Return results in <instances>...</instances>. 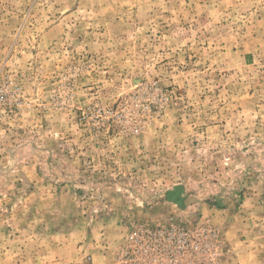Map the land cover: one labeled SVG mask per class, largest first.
<instances>
[{"label":"rangeland","instance_id":"rangeland-1","mask_svg":"<svg viewBox=\"0 0 264 264\" xmlns=\"http://www.w3.org/2000/svg\"><path fill=\"white\" fill-rule=\"evenodd\" d=\"M170 222L264 264V0H0V264Z\"/></svg>","mask_w":264,"mask_h":264},{"label":"built area","instance_id":"built-area-1","mask_svg":"<svg viewBox=\"0 0 264 264\" xmlns=\"http://www.w3.org/2000/svg\"><path fill=\"white\" fill-rule=\"evenodd\" d=\"M217 243L215 228L208 223L142 226L126 247L125 264H213Z\"/></svg>","mask_w":264,"mask_h":264},{"label":"water","instance_id":"water-1","mask_svg":"<svg viewBox=\"0 0 264 264\" xmlns=\"http://www.w3.org/2000/svg\"><path fill=\"white\" fill-rule=\"evenodd\" d=\"M178 194H179L178 189L173 191V192H169L168 198L173 200V201L178 202L181 206H184V202L182 201V199H178Z\"/></svg>","mask_w":264,"mask_h":264}]
</instances>
